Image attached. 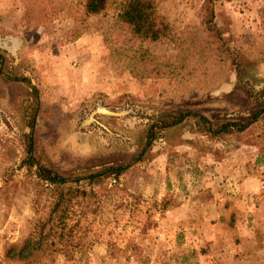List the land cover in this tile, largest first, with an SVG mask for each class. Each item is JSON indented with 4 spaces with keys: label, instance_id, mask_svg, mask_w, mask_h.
<instances>
[{
    "label": "rangeland",
    "instance_id": "obj_1",
    "mask_svg": "<svg viewBox=\"0 0 264 264\" xmlns=\"http://www.w3.org/2000/svg\"><path fill=\"white\" fill-rule=\"evenodd\" d=\"M80 1L50 0L41 22L24 20L23 0H0V264H264V112L218 136L187 117L132 160L166 114L197 112L215 126L264 105V0L213 2L237 66L204 62L189 43L194 33L204 40L202 0H158L165 29L144 39L115 22L121 0L89 17ZM141 49L157 75L133 74ZM30 124L33 155L61 175L128 166L71 183L86 194L69 199L62 221L52 214L55 231L32 255L9 258L66 190L24 165Z\"/></svg>",
    "mask_w": 264,
    "mask_h": 264
},
{
    "label": "trees",
    "instance_id": "obj_2",
    "mask_svg": "<svg viewBox=\"0 0 264 264\" xmlns=\"http://www.w3.org/2000/svg\"><path fill=\"white\" fill-rule=\"evenodd\" d=\"M157 1L158 0H121L117 4L115 22L124 26L130 32L132 37L139 39L148 37L154 38L160 31L165 29L163 17L156 11ZM36 2H38V0H23L24 20L29 21L35 18L38 14H40L38 17H42L41 22L49 20L53 14V6L49 4L50 0L42 5L40 4L41 6ZM80 2L81 14L83 17L95 16L102 13L108 4V0H81ZM213 2L214 0H202L200 4L201 26L199 31L204 34V40L199 42L198 39H195V37H198V34L194 33V36H191L188 41L189 43L196 44L195 47H197V52L203 57L204 62L209 58L215 57L217 61L221 62L230 60L234 66H237V62L234 60V58L236 59V57H234L236 52L231 50L230 46L223 38L220 28L213 20ZM131 57L133 58V65L136 64L138 68L139 65L142 66L139 68L140 72H133V74L157 75L161 71L155 66L152 67V61H156V58L151 56L146 49H141L136 57L134 54ZM178 67L182 68L183 64H179ZM237 71H239L238 68ZM236 75H238V72ZM263 112L264 105L248 116L244 122H241V120L230 119L220 122L215 126H212L204 115L197 112L182 111L174 114H166L163 118L148 125L144 136V145L141 150L133 156L132 160L138 161L141 159L145 150L149 149L151 146L158 131L176 125L187 117H193L196 121L195 123L198 125L201 124L202 129L208 134L218 136L233 131L240 132L244 130L250 124L254 123ZM29 129L30 131L27 135L26 156L23 160L24 165L28 168L34 167L36 176L43 181L52 184L55 187H66V190L57 192V198L53 203L50 214L47 220L40 225L36 232V237H27L22 240L21 243L9 246L7 250L9 258L26 259L28 256L32 255L35 250L39 249L40 243L47 237L48 233L55 231L56 224L52 220L54 218V215L52 216V214H55V218L58 222L62 221L66 215L65 208L68 206L69 199L72 197L84 196L86 194L84 188H75L74 186H71V183L77 185L76 183L80 180H85L87 184L93 182L98 183L102 178L110 175L115 178L128 166V164L102 165L85 174H69L68 176L61 175L50 167L40 163V161L33 155L31 135L32 124L29 125ZM261 139V150L259 151L257 160L264 164V132ZM48 222L51 224L48 226L47 230L44 231L45 225L48 224Z\"/></svg>",
    "mask_w": 264,
    "mask_h": 264
},
{
    "label": "crops",
    "instance_id": "obj_3",
    "mask_svg": "<svg viewBox=\"0 0 264 264\" xmlns=\"http://www.w3.org/2000/svg\"><path fill=\"white\" fill-rule=\"evenodd\" d=\"M263 165H264V164H263ZM249 176L251 177L252 175H251V174H250V175H246V176L242 179L241 183L247 181L248 178H249Z\"/></svg>",
    "mask_w": 264,
    "mask_h": 264
}]
</instances>
